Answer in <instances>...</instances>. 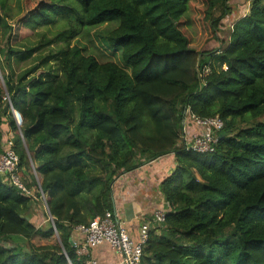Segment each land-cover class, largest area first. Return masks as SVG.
Wrapping results in <instances>:
<instances>
[{"label": "trees", "instance_id": "obj_1", "mask_svg": "<svg viewBox=\"0 0 264 264\" xmlns=\"http://www.w3.org/2000/svg\"><path fill=\"white\" fill-rule=\"evenodd\" d=\"M13 1L0 0V124L13 133L27 188L37 185L34 166L50 217L36 226L39 194L0 175V264H85L74 228L113 211L120 174L164 156L174 161L159 182L165 218L149 231L141 264H264V0ZM105 23L113 28L102 41L128 69L70 45ZM40 26L63 45L15 74L12 58L49 41L26 45L45 36ZM213 40L220 47L208 51ZM190 114L222 120L212 152L181 144ZM37 236L54 242L16 245Z\"/></svg>", "mask_w": 264, "mask_h": 264}, {"label": "built area", "instance_id": "obj_2", "mask_svg": "<svg viewBox=\"0 0 264 264\" xmlns=\"http://www.w3.org/2000/svg\"><path fill=\"white\" fill-rule=\"evenodd\" d=\"M248 8L247 5L243 15L247 12ZM207 71L208 68H206ZM4 99L7 100V97H4ZM9 106L13 112L12 106ZM182 126L181 144L187 150L206 153L214 150L217 136L213 134L215 131L222 129L223 122L219 116L199 118L190 114L188 120L184 119L182 121ZM12 147L13 141L11 137H8L0 150V175L3 181L17 187L27 197H35V193H38V199L43 200L47 213L46 194L40 188L39 183H37L36 187H26L19 173V157ZM31 170L37 179V173L33 165H31ZM151 217L154 223L160 224L164 221L165 210L158 209L152 213ZM74 230L83 236V242L81 243H77L74 239H71L72 246L75 247V252L78 256L89 258L90 249L106 243L120 254L121 259L119 264H141L142 251L149 237V225L148 223H142L138 228V238L136 241H133L126 228L118 223L114 210L106 211L101 217H95L87 225H77ZM85 264L98 263L89 258L85 261Z\"/></svg>", "mask_w": 264, "mask_h": 264}, {"label": "crops", "instance_id": "obj_3", "mask_svg": "<svg viewBox=\"0 0 264 264\" xmlns=\"http://www.w3.org/2000/svg\"><path fill=\"white\" fill-rule=\"evenodd\" d=\"M3 120L5 118L2 117ZM15 121L17 124L19 123L18 120L15 119ZM0 129H2L3 135L0 144L1 149L4 140L13 137V133L7 127V124H0ZM173 166L172 157L164 156L120 174L114 182L112 189L113 210L116 212L118 223L126 228L133 241L138 238L140 224L148 223L149 231L154 230L155 226H159L152 221L151 216L154 211L158 209L165 210L167 207L159 191V182L171 172ZM35 180L38 183L36 177ZM31 220L33 221V217ZM156 231L159 232L157 229ZM82 238L83 236L79 232L73 231L71 239L81 243L83 242ZM89 258L98 264H119L121 256L109 244L104 243L90 249Z\"/></svg>", "mask_w": 264, "mask_h": 264}, {"label": "rangeland", "instance_id": "obj_4", "mask_svg": "<svg viewBox=\"0 0 264 264\" xmlns=\"http://www.w3.org/2000/svg\"><path fill=\"white\" fill-rule=\"evenodd\" d=\"M229 2H231V0ZM244 4H246V5L243 6ZM244 4L240 5L239 14L237 12H235L234 17L229 18V19H231V21L225 20L226 16L223 18L226 21L225 22L226 25H223V27L226 28L227 26H230V24H233L235 22L236 17L241 15L242 11L243 12L245 11L246 6L248 5V7H249L248 1H247V3L245 2ZM9 6L10 7L14 6L13 0H9ZM214 16L216 17L217 13H215ZM111 28H113V26H112V24H109V23L108 24L105 23L103 25L87 28L80 35L73 38L70 41V45L78 46L79 48H81L83 54L93 56L100 63L110 61V62H114V63L120 65L121 67H123L125 69H128L127 67H125L122 64V62L120 60V56H119V51L107 47L102 41L100 34L107 32ZM46 29L43 28V26L38 27L37 30L38 31L42 30L43 31L42 33H45V36H43V37L42 36H40V37L36 36L33 39H31L29 42L26 43L27 46L34 47L37 45V42L41 38L44 40V42H42L43 45L46 43V40L48 39L49 41L44 46H42L40 48L38 47L37 49H35L34 52L31 54V56L25 60H18L17 58L14 60L12 58V61H11L12 62V68H13V71L15 74L21 72L25 68L27 69V68L31 67L33 65L32 64L33 62L39 61L42 56H45L47 54L55 52L56 50H58L59 47H61L63 45L62 42H60V41L50 42L51 40L54 41L55 32H53L54 29H52L51 32L46 31ZM223 37H224V35L222 33H220L217 41H219L220 39L223 40ZM217 41L213 40V41L208 42L205 48L208 51H212L214 49H219L218 47H220V44ZM6 47H7L6 46V37L3 35H0V59L1 60L5 59L4 52L6 50ZM23 47L24 46H22V45H14L12 49L23 51L24 50ZM40 71H41V68L37 69L36 73H39ZM0 75H1V73H0ZM13 117H14V119L18 120V122L20 123V121H19V120H21L20 115L16 111H13ZM11 140H12V137H11ZM23 175H22V177L24 178V180L25 179L31 180L30 179L31 177L28 175L27 171H25L23 173ZM36 175H37V179H38L39 176H38V174H36ZM47 220H48V217H47V213H45V210H44L43 200L39 199L35 202V205H34L33 222L36 226H39V225L43 226ZM161 231H162V228H159L158 233H160ZM53 242H54L53 238H50L49 240L46 241L45 239L37 236V237H34L33 239H31L30 241H26L25 243L21 242V241H17L16 245L23 246L24 249H27V247L29 246V243H31L33 245H43V244H51ZM13 244L14 243L7 241L5 243V246L10 247Z\"/></svg>", "mask_w": 264, "mask_h": 264}, {"label": "water", "instance_id": "obj_5", "mask_svg": "<svg viewBox=\"0 0 264 264\" xmlns=\"http://www.w3.org/2000/svg\"><path fill=\"white\" fill-rule=\"evenodd\" d=\"M46 208H47V204H46ZM47 214H48V218H49L50 214H49L48 208H47ZM70 242L72 243V240H70Z\"/></svg>", "mask_w": 264, "mask_h": 264}, {"label": "clouds", "instance_id": "obj_6", "mask_svg": "<svg viewBox=\"0 0 264 264\" xmlns=\"http://www.w3.org/2000/svg\"><path fill=\"white\" fill-rule=\"evenodd\" d=\"M13 111H14V109H13ZM48 215V214H47Z\"/></svg>", "mask_w": 264, "mask_h": 264}]
</instances>
